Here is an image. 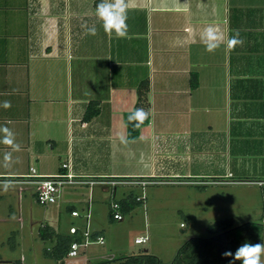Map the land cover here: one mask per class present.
I'll list each match as a JSON object with an SVG mask.
<instances>
[{
    "label": "crops",
    "instance_id": "obj_1",
    "mask_svg": "<svg viewBox=\"0 0 264 264\" xmlns=\"http://www.w3.org/2000/svg\"><path fill=\"white\" fill-rule=\"evenodd\" d=\"M99 2L0 0V127L20 145L5 168L11 149L0 143V182L34 195L29 167L54 173L67 170L62 161L78 177L116 181L72 183L99 184L111 197L140 179L203 186L263 177L264 0H127L124 39L105 34ZM93 25L96 35L86 34ZM209 25L244 43L206 52ZM143 79L150 118L130 139L123 114ZM65 208L85 216L90 201Z\"/></svg>",
    "mask_w": 264,
    "mask_h": 264
},
{
    "label": "rangeland",
    "instance_id": "obj_2",
    "mask_svg": "<svg viewBox=\"0 0 264 264\" xmlns=\"http://www.w3.org/2000/svg\"><path fill=\"white\" fill-rule=\"evenodd\" d=\"M260 176L237 173L224 178L227 183L213 181L203 186L174 182L121 184L114 195L117 199L122 189L144 195L131 210L123 212L122 219L109 215V202L114 196L102 191L99 184L92 189L64 184L59 193L62 197L47 205L38 203L30 189L19 194L17 185L5 191L0 184V264H114L124 255L145 249L168 262L187 238L207 236V226L215 220L264 223V183L256 182L263 178ZM83 201H90L89 228L103 235L104 242L91 241L79 246L76 255L57 258L52 254L55 237H42L41 232L53 227L66 232L70 224L83 229L85 216H73L65 208V204H74L81 211ZM144 235L146 241H134ZM261 259L264 261V256Z\"/></svg>",
    "mask_w": 264,
    "mask_h": 264
},
{
    "label": "trees",
    "instance_id": "obj_3",
    "mask_svg": "<svg viewBox=\"0 0 264 264\" xmlns=\"http://www.w3.org/2000/svg\"><path fill=\"white\" fill-rule=\"evenodd\" d=\"M193 83L194 80H192ZM148 90V80H141L136 87L137 96L133 108L142 107L149 111L150 102ZM130 111H126L123 114L125 125L127 123V115ZM149 118L144 124L149 121ZM139 132L140 128H133L132 125L127 124L126 136L128 138H136ZM116 200L119 202V209L122 215L123 212H128L137 202L141 201L132 192ZM112 213L113 210L111 209L109 215L113 218ZM207 231L209 233L207 236H190L187 238L177 247L173 258L168 262H163L156 254L145 249L144 252L124 255L118 258L119 261L114 264H228L232 257H225L222 253L225 251L234 253L245 242L251 244L262 243L264 223L262 221L248 220L234 224L232 218H225L215 220L212 224L208 225ZM47 233H49V236L55 237L52 254L57 258L66 256L70 242L74 238L78 239L76 233L65 234L62 232L55 233L53 231ZM41 234L42 237L47 236L43 231ZM235 264H241V262L235 261Z\"/></svg>",
    "mask_w": 264,
    "mask_h": 264
},
{
    "label": "clouds",
    "instance_id": "obj_4",
    "mask_svg": "<svg viewBox=\"0 0 264 264\" xmlns=\"http://www.w3.org/2000/svg\"><path fill=\"white\" fill-rule=\"evenodd\" d=\"M127 12L128 3L127 0H100L96 5L95 15L102 25V28L106 35L109 37H115L116 39L127 38L128 25H127ZM97 29L93 25L87 29L88 35H96ZM200 41L205 47V51L208 53H214L222 44H225L229 51H232L237 45L244 43L240 38L239 33L231 37H226L225 33L214 25L205 27L200 34ZM4 108L11 107L9 101H4ZM150 112L144 108H133L127 115V124L132 125L133 128H140L144 122L149 118ZM0 143L8 146L11 151L5 152L3 157V167L9 168L16 161L13 160V152L20 151V145L15 141V134L7 126L0 127ZM121 143L126 144L128 142L127 137L123 134L118 136ZM3 190L7 191L13 187L10 181H3ZM225 257H232L228 264H235V261H240L241 264H264L261 257L264 256V243H243L233 253L231 251H225L222 253Z\"/></svg>",
    "mask_w": 264,
    "mask_h": 264
},
{
    "label": "built area",
    "instance_id": "obj_5",
    "mask_svg": "<svg viewBox=\"0 0 264 264\" xmlns=\"http://www.w3.org/2000/svg\"><path fill=\"white\" fill-rule=\"evenodd\" d=\"M60 167L62 169L67 170H59L54 173H37L35 171L34 166L29 167V173L27 174V180L33 184V193L35 195V199L40 204H50L56 202L57 198L59 197L60 187L64 184H72V183H87L92 185L97 182H108V183H115L114 180H98L94 178L88 177H78L70 170V162L69 161H62L60 162ZM136 182L141 183L142 185L147 182V180L140 179ZM258 184L264 183V180L256 181ZM144 195H136L137 199L142 200ZM110 208L113 210L112 216L114 219H122L123 215L119 209V202L117 200H111L109 202ZM72 215H78V211L73 209L71 210ZM89 217L90 211H86L85 213V226L83 229H79L77 225H70L69 232L76 233L77 235L80 234V239L74 238L70 244L67 251L68 256H74L78 253V247L81 245L86 246L91 241H95L98 243H103L104 238L103 235L97 234L95 236L92 235V232L89 228ZM95 237L94 239H92ZM147 240V235L144 236H137L134 238L135 242H144Z\"/></svg>",
    "mask_w": 264,
    "mask_h": 264
}]
</instances>
